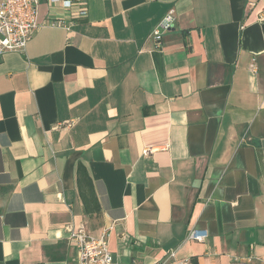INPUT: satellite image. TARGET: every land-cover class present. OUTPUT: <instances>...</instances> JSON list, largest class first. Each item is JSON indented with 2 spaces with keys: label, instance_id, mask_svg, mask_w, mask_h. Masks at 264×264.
<instances>
[{
  "label": "crops",
  "instance_id": "obj_1",
  "mask_svg": "<svg viewBox=\"0 0 264 264\" xmlns=\"http://www.w3.org/2000/svg\"><path fill=\"white\" fill-rule=\"evenodd\" d=\"M87 2L66 30L41 0L0 56V264H78L69 225L106 230L113 264H264V0Z\"/></svg>",
  "mask_w": 264,
  "mask_h": 264
},
{
  "label": "built area",
  "instance_id": "obj_2",
  "mask_svg": "<svg viewBox=\"0 0 264 264\" xmlns=\"http://www.w3.org/2000/svg\"><path fill=\"white\" fill-rule=\"evenodd\" d=\"M60 2L72 14L68 22L64 19H55L46 22L38 21V7L41 0H0V56L10 52L24 53L30 39L44 25L62 27L71 30L75 21L87 18V0H50ZM176 23L175 10H169L153 28L151 36L158 45L162 43L163 35L171 30ZM250 68L255 69L252 63ZM151 148H146L148 154ZM68 240L77 250L78 264H113V255L109 247L108 233L103 230L99 237L90 234L84 226L67 227ZM207 237L205 230L192 229L188 238L203 241ZM168 258L157 261L155 264H192L189 258H178L177 252L172 251ZM242 264V263H237Z\"/></svg>",
  "mask_w": 264,
  "mask_h": 264
},
{
  "label": "trees",
  "instance_id": "obj_3",
  "mask_svg": "<svg viewBox=\"0 0 264 264\" xmlns=\"http://www.w3.org/2000/svg\"><path fill=\"white\" fill-rule=\"evenodd\" d=\"M79 184L82 190V197L88 211H92L93 208L97 211L100 210L98 199L94 190V186L87 171L82 166L79 167ZM192 264H198L195 260L191 261Z\"/></svg>",
  "mask_w": 264,
  "mask_h": 264
}]
</instances>
